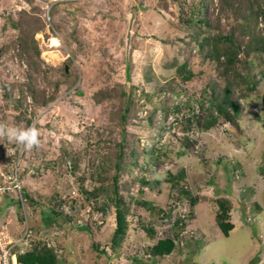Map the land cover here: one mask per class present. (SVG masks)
<instances>
[{
    "label": "rangeland",
    "instance_id": "374dc122",
    "mask_svg": "<svg viewBox=\"0 0 264 264\" xmlns=\"http://www.w3.org/2000/svg\"><path fill=\"white\" fill-rule=\"evenodd\" d=\"M261 9L264 0H0V122L35 124L41 140L28 151L0 138V169L17 164L26 195L21 207L15 192L1 196L0 229L19 231L26 208L32 235L59 264H264ZM218 31L241 48L244 80L199 47ZM227 85L240 105L235 121L200 129ZM182 169L171 188L168 172ZM117 197L124 225L114 239ZM224 198L228 236L216 216ZM181 218L184 244L153 255Z\"/></svg>",
    "mask_w": 264,
    "mask_h": 264
},
{
    "label": "trees",
    "instance_id": "16d2710c",
    "mask_svg": "<svg viewBox=\"0 0 264 264\" xmlns=\"http://www.w3.org/2000/svg\"><path fill=\"white\" fill-rule=\"evenodd\" d=\"M264 12V9H261V13ZM262 16V15H261ZM206 21V20H205ZM208 22V21H206ZM208 26L210 27V24L208 23ZM223 44V45H221ZM199 47L202 48L204 45L208 46V58L211 59L213 62H217L218 67L222 68V73L227 74V71L232 70L233 74L240 76L244 80V76H241V73L238 71L237 68V63L240 62V53L241 48L237 45V42L233 38L232 33H223L219 32L217 34H209L207 37H204L202 42L198 43ZM258 48H264V40L261 42V44L258 46ZM249 51L245 53V56L249 54V52H254L256 50V47L251 46L248 48ZM245 52V51H244ZM248 59H246L245 62H247ZM187 65L182 66V71L186 73L185 79H190L194 75L192 69H187ZM228 75V74H227ZM231 92H232V86L227 85L223 91L222 99L219 100L218 97L216 96L213 99V110L210 113V116L208 118H205V116H200L197 118L198 124L200 129H209L213 126H215L220 119H223L227 122H234L236 119V114L240 110V105L239 104H234V102L231 99ZM263 102H264V95H263ZM233 107L234 111H230L228 107L231 108ZM122 158L121 156H119ZM118 166V163H116ZM115 164V165H116ZM167 180L171 186V188H175L178 186H181V180L185 178V170L182 169L179 173L174 172V171H169L167 175ZM117 182V179H116ZM143 182L145 185H150L151 182L144 179ZM149 187V186H148ZM152 187V186H151ZM184 188V186H182ZM117 191V189H116ZM181 193L183 195H188L189 191H185L184 189H181ZM9 193H6L4 195L8 196ZM3 197V196H2ZM1 197V198H2ZM26 197V195H25ZM17 198V197H16ZM15 198V199H16ZM17 200V204L21 205V201ZM194 202L193 205L196 203V200H193ZM219 208H218V213H217V223L218 226L222 229L223 233L228 236L230 232L234 229V224L230 222L229 220V213H232L233 211V206L231 205V202L229 199H218L217 200ZM115 203L117 205V227L114 232V239H117L122 233H123V216H122V211L120 208L121 200L119 197L116 198ZM9 204V203H8ZM148 204V203H146ZM19 209L21 210V208ZM7 210V206L5 209ZM158 210H160L158 208ZM5 212V211H4ZM22 211L20 212V221L16 222L17 223V229L19 231L12 232L11 233L14 237H20L22 235V232L24 231L26 225H25V217L22 216ZM27 218V217H26ZM28 222V221H27ZM31 230L34 229V227L29 225ZM33 228V229H32ZM78 228L80 230H85V228H88V226L85 225H79ZM16 229V230H17ZM15 230V229H13ZM39 240V239H38ZM31 241V247H28L24 252H20L22 249L23 245H18L15 249L14 252L17 254V258L19 263L21 264H59V258L57 253L55 252L53 247H49L47 245H44L42 241H37V235L34 234L30 238ZM74 246V245H73ZM72 246V247H73ZM177 244L174 242L172 238H165V239H160L157 241V243L152 247V253L155 256H165L171 254L175 248H177ZM68 248H70V244H68ZM71 251V250H70ZM103 252V250H101Z\"/></svg>",
    "mask_w": 264,
    "mask_h": 264
},
{
    "label": "built area",
    "instance_id": "2783aa9c",
    "mask_svg": "<svg viewBox=\"0 0 264 264\" xmlns=\"http://www.w3.org/2000/svg\"><path fill=\"white\" fill-rule=\"evenodd\" d=\"M6 154H10V151H6ZM4 165L6 162L0 160V165ZM1 167V166H0ZM5 168V167H3ZM15 172L6 173L5 170L0 169V179H4L3 184H0V198L3 194L9 193L11 191L15 192L23 205V197H25V191L21 185V171L18 169L16 164ZM20 172V173H19ZM16 197V196H15ZM26 198V197H25ZM22 214L25 217V229L20 237H14L9 229L1 227L0 229V264H16V256H14V249L18 245H23L24 248L20 252H24L25 248L31 247L30 238L32 237V230L27 222V211L26 208L22 207ZM190 235L189 230L183 231L180 236L175 238V243L177 245H183L185 242V237L188 238ZM183 243V244H182ZM13 260V261H12Z\"/></svg>",
    "mask_w": 264,
    "mask_h": 264
},
{
    "label": "clouds",
    "instance_id": "9594fccd",
    "mask_svg": "<svg viewBox=\"0 0 264 264\" xmlns=\"http://www.w3.org/2000/svg\"><path fill=\"white\" fill-rule=\"evenodd\" d=\"M0 138H6L9 142H14L17 145L23 147L25 150H28V151H31L34 148H39V146L41 144L40 131L35 126V124L30 125V126H26V127H20V126L9 125L7 123L0 122ZM173 202H176V201H173ZM160 210H161V208H160ZM171 210H172V212L175 211V207H171L170 211H167L165 213V215L163 214L164 211H162V213H161V217L163 218L162 221H164V219L166 217L169 218V216H171V214H170ZM22 216H23V214H22ZM183 218H181V220L177 219L178 222H176L175 224H173L169 227H164L166 234L169 232V230H173V229L178 227L179 232H177L176 235L169 236L167 234L169 238H172L174 240V242H175V238L177 236H180V234L183 231L187 230L188 225L185 226V225H183V222H181L182 220H184ZM177 246H179V245H177ZM23 248H24V246H23ZM26 249L27 248H25V250ZM14 256H16V260H17L16 264H21L18 261L16 253H14Z\"/></svg>",
    "mask_w": 264,
    "mask_h": 264
},
{
    "label": "water",
    "instance_id": "95a60500",
    "mask_svg": "<svg viewBox=\"0 0 264 264\" xmlns=\"http://www.w3.org/2000/svg\"><path fill=\"white\" fill-rule=\"evenodd\" d=\"M137 11L135 9H132L130 11V21H129V27L127 31L126 36V44H127V50H129L132 40V34H133V26L136 19ZM127 68L129 69V65H127Z\"/></svg>",
    "mask_w": 264,
    "mask_h": 264
},
{
    "label": "crops",
    "instance_id": "0c3cea01",
    "mask_svg": "<svg viewBox=\"0 0 264 264\" xmlns=\"http://www.w3.org/2000/svg\"><path fill=\"white\" fill-rule=\"evenodd\" d=\"M16 227H17V226H16ZM16 227H15V228H16Z\"/></svg>",
    "mask_w": 264,
    "mask_h": 264
},
{
    "label": "bare ground",
    "instance_id": "6f19581e",
    "mask_svg": "<svg viewBox=\"0 0 264 264\" xmlns=\"http://www.w3.org/2000/svg\"><path fill=\"white\" fill-rule=\"evenodd\" d=\"M56 43V42H55Z\"/></svg>",
    "mask_w": 264,
    "mask_h": 264
}]
</instances>
